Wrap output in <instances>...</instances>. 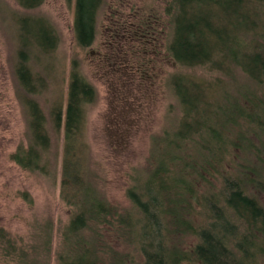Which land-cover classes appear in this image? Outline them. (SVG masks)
Returning a JSON list of instances; mask_svg holds the SVG:
<instances>
[{"label":"trees","instance_id":"1","mask_svg":"<svg viewBox=\"0 0 264 264\" xmlns=\"http://www.w3.org/2000/svg\"><path fill=\"white\" fill-rule=\"evenodd\" d=\"M16 1L24 9L44 2ZM106 3L74 0L79 46L93 43ZM162 9L179 122L167 155L141 185L132 167L126 172L120 201L90 167L85 105L95 100V88L73 58L64 116L58 96L46 114L39 96L47 82L34 68L60 35L44 15L16 19L17 98L30 138L9 157L21 169L49 172L57 161L51 134L63 129L60 198L70 216L55 250L48 237L34 254L0 224V251L13 264H264V0H167ZM237 76L246 80L244 99L223 87ZM183 236L193 243L183 247Z\"/></svg>","mask_w":264,"mask_h":264},{"label":"rangeland","instance_id":"2","mask_svg":"<svg viewBox=\"0 0 264 264\" xmlns=\"http://www.w3.org/2000/svg\"><path fill=\"white\" fill-rule=\"evenodd\" d=\"M166 1L107 0L93 43L81 47L72 28L74 0H44L34 9H24L16 0H0V224L28 243L30 254L39 251L48 237H52L51 251L55 250L70 210L60 198L63 129L58 135L51 134V157L57 161L49 172L21 169L9 157L18 143L30 138L25 110L17 98L14 65L20 46L16 19L44 15L60 35L54 52L43 55L34 68L47 82L39 96L46 114L51 101L56 103L60 97L64 116L71 61L79 60L96 91L95 100L85 105L90 167L108 196L120 201L129 182L126 172L132 167L130 174L141 185L167 155L168 140L179 122L180 111L169 87L175 64L165 48L168 31L162 8ZM195 72L200 74V70ZM223 87L232 97L244 99L241 91L247 84L243 76L228 77ZM210 179L216 182L212 175ZM182 238L183 247L194 241L192 236ZM0 264L13 262L0 251Z\"/></svg>","mask_w":264,"mask_h":264}]
</instances>
